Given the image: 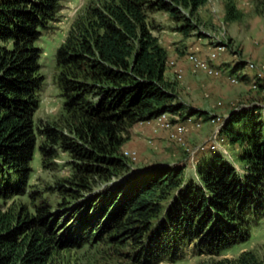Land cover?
<instances>
[{
    "label": "trees",
    "instance_id": "16d2710c",
    "mask_svg": "<svg viewBox=\"0 0 264 264\" xmlns=\"http://www.w3.org/2000/svg\"><path fill=\"white\" fill-rule=\"evenodd\" d=\"M206 1L89 0L55 51L64 118L39 126L37 41L60 0H0V264H48L58 248L102 241L128 246L130 264H158L185 246L219 256L249 239L264 214L263 107L232 109L221 125L220 136L241 145L240 170L214 151L197 181L185 182L182 167L158 166L95 191L129 170L121 146L131 125L183 107L149 12H167L187 32ZM36 150L43 162L69 155L55 203L27 191ZM212 264L263 263L244 250Z\"/></svg>",
    "mask_w": 264,
    "mask_h": 264
},
{
    "label": "rangeland",
    "instance_id": "374dc122",
    "mask_svg": "<svg viewBox=\"0 0 264 264\" xmlns=\"http://www.w3.org/2000/svg\"><path fill=\"white\" fill-rule=\"evenodd\" d=\"M88 1L60 0L55 19L37 41L41 49L40 72L44 76L39 106L33 114L34 122L39 126L46 123L60 124L64 118L63 100L56 84L58 69L55 51L64 40L72 21ZM148 18L154 28L152 33L167 50V61H174L176 67L182 70V77L178 79L174 68L166 63L164 75L173 83V91L177 95L175 103L183 105L180 110L170 113V118L179 122L188 116H200L202 124L199 128L187 130L183 138L185 144L171 139L165 130L154 132L141 122L131 125L124 134L121 151L134 152L135 159L130 160L127 172L114 177L109 183L99 185L95 191L158 166L182 167L185 182L197 181L198 167L207 162L214 151L240 170L241 164L237 160L241 150L239 143L232 144L224 138L215 150L207 146L216 135L215 126L208 122V117L215 114L212 112L216 109L220 110L217 115L226 116L232 109L250 106L263 107L264 113V94L250 87L254 73L246 67L249 61H264V0H207L191 16L192 27L187 32L180 30L185 23L173 19L167 12L154 10L149 12ZM218 45H223L225 49L214 65L224 75H234L236 83H230L224 77L194 72L186 60V54L190 51H198L201 57L207 58L208 52ZM189 81H196L195 85H189ZM190 110L196 113L190 115ZM41 140V136L37 135L36 144ZM41 158L40 152L36 150L27 191H36L55 203L56 185L70 173L69 155L59 150L51 160L43 162ZM64 213L59 224L61 228L70 212ZM128 249L124 244L110 245L104 241L81 247L58 248L48 264H130V259L125 255ZM244 250L252 251L264 264V214L260 215L256 223H251L247 241L232 245L219 256L198 254L191 246H185L176 261L165 259L158 264H212L224 257L235 258Z\"/></svg>",
    "mask_w": 264,
    "mask_h": 264
},
{
    "label": "built area",
    "instance_id": "2783aa9c",
    "mask_svg": "<svg viewBox=\"0 0 264 264\" xmlns=\"http://www.w3.org/2000/svg\"><path fill=\"white\" fill-rule=\"evenodd\" d=\"M224 49L225 47L223 45L214 47L208 52L207 58L201 57L198 51H190L186 54V60L189 62V65L194 72H203L210 77H224L230 83H236L237 78L234 75H224L221 69L214 65V61L218 58L219 54L224 51ZM167 64L174 68L176 78L180 79L182 77L181 68L176 67L175 62L172 60H168ZM246 67L249 71L254 73V76L251 79L250 87L264 94V61L260 63L249 61L246 64ZM226 116L213 114L208 117V122L214 125L216 129L215 137L207 144V146L213 150L217 149L219 142L224 140V138L220 136L219 131ZM141 123L148 125L154 132L158 130H165L171 139L181 144H185L183 139L185 133L189 128H199L202 124V118L200 116H188L184 121L174 122L170 118L169 112H163L156 117L142 121ZM123 154L129 158V160L135 159L134 152L124 151Z\"/></svg>",
    "mask_w": 264,
    "mask_h": 264
},
{
    "label": "crops",
    "instance_id": "0c3cea01",
    "mask_svg": "<svg viewBox=\"0 0 264 264\" xmlns=\"http://www.w3.org/2000/svg\"><path fill=\"white\" fill-rule=\"evenodd\" d=\"M195 82H196V81H189L188 83H189V85L194 86V85H195ZM212 106H213V105H212ZM205 110H209V109L206 108ZM219 111H220V110L217 111V109H216V110H214L212 113H215V114H216V113H219ZM231 164H232V163H231ZM232 165H233L235 168H237V166H236L234 163H233Z\"/></svg>",
    "mask_w": 264,
    "mask_h": 264
}]
</instances>
